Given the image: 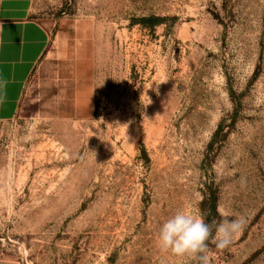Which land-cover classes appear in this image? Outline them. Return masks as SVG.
<instances>
[{"label":"rangeland","instance_id":"obj_1","mask_svg":"<svg viewBox=\"0 0 264 264\" xmlns=\"http://www.w3.org/2000/svg\"><path fill=\"white\" fill-rule=\"evenodd\" d=\"M27 17L50 41L0 128V264H202L156 245L185 206L246 220L225 249L213 230L208 264H264V0H28Z\"/></svg>","mask_w":264,"mask_h":264},{"label":"crops","instance_id":"obj_2","mask_svg":"<svg viewBox=\"0 0 264 264\" xmlns=\"http://www.w3.org/2000/svg\"><path fill=\"white\" fill-rule=\"evenodd\" d=\"M27 16L28 0H0V128L17 117L27 82L50 41L45 27Z\"/></svg>","mask_w":264,"mask_h":264},{"label":"clouds","instance_id":"obj_3","mask_svg":"<svg viewBox=\"0 0 264 264\" xmlns=\"http://www.w3.org/2000/svg\"><path fill=\"white\" fill-rule=\"evenodd\" d=\"M3 96H0V103ZM151 103V101H150ZM223 219L217 224L206 222L205 214L194 212L190 206L177 210L158 227L156 245L158 249L181 260L197 259L208 264V245L210 237L218 249H225L245 227L246 220L242 215L233 214L224 208H218ZM234 218H229L233 217Z\"/></svg>","mask_w":264,"mask_h":264}]
</instances>
